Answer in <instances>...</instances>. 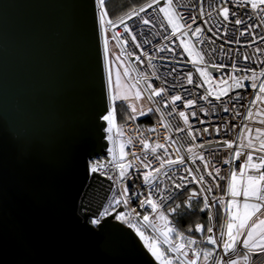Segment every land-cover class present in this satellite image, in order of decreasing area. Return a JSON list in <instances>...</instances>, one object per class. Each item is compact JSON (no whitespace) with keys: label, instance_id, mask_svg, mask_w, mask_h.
<instances>
[{"label":"water","instance_id":"95a60500","mask_svg":"<svg viewBox=\"0 0 264 264\" xmlns=\"http://www.w3.org/2000/svg\"><path fill=\"white\" fill-rule=\"evenodd\" d=\"M109 108L97 0H0V264H159L79 211Z\"/></svg>","mask_w":264,"mask_h":264},{"label":"built area","instance_id":"2783aa9c","mask_svg":"<svg viewBox=\"0 0 264 264\" xmlns=\"http://www.w3.org/2000/svg\"><path fill=\"white\" fill-rule=\"evenodd\" d=\"M161 2L163 5L164 0H161ZM235 2L236 0H232V3L228 6L238 13L239 18L245 20V24L236 26L234 23H227V35H224V24L221 23L222 17H219L215 11L219 5V0H179L181 7H179L178 10L183 13L184 16L182 23L191 24L193 29L197 26H201L204 29L200 34V39L204 40L203 44L198 42L197 37L191 36V33H189L188 37L192 40L193 44H195L197 50H204L208 71L212 74L213 78L217 80L220 78L227 79L231 74L237 76L244 75L245 73L239 71L240 69L255 70L257 75L264 69V63H262V61H264V41L259 39L261 36H264V25L255 28L252 32H246L245 35L241 36L240 31L244 30L248 24L257 25L260 21L251 12L250 8H234L233 4ZM142 6L133 8L132 10L135 9L138 11ZM156 7L157 6L154 5L153 8L146 9V11L140 13L139 16L133 15L131 19L125 20V23L132 30V34L136 35V42L141 44V48L135 46V43L131 40V35L124 33L123 25L115 29L109 26L105 28L110 36L113 31H116L122 34L124 40L128 41L126 46H118L116 41L113 42L116 44L119 56L121 60L126 63L125 67L130 73L129 77L126 78L127 84L130 86L136 84L137 80L140 81L135 89L137 91L139 90L146 97L150 104V110L147 113L130 115L129 120L119 128V131L123 133L120 136H117L114 129L111 133L108 132L107 129L109 125L102 118L104 122L102 131L106 141V155L88 161V177L78 203L80 213L87 217L88 223L92 227L98 226L104 219L113 216V220L119 222L123 226L131 230L140 229L145 235L152 238H159V234L146 225L142 219L144 215L151 214V208L147 205L141 207L139 201L148 195V186L143 183L141 173L159 168L160 160L157 159V157H161L164 160L169 158L176 159V149L179 148V155L183 156L185 160L182 165L166 166L161 170V173L157 175V180L154 181V183H159L162 189H166L164 195L171 196V199H169L161 209L166 214H169V208L175 207L178 203L181 204V208H186L184 207V202L187 199L189 191L193 189L199 190L201 187L196 183H188L183 189L174 188L173 180L177 183H184L179 177L188 176L185 169H191L192 175L197 177L204 175L205 186L213 188V191L207 194L209 203H213L214 199L221 197L227 201L231 199L225 191L227 180L218 179L214 182L204 170V163L202 161L196 159L195 163L192 162L194 155L202 154L206 160H211L212 164L215 165V169L220 170L221 176L227 177L233 170L239 171V166L243 164L247 153L251 151V149L246 147L249 138L252 139L253 145L259 148L260 140L256 138L255 130L259 128L264 131V123H261V121H264V102L258 101L255 105L252 104L256 91L251 89L250 81H244L246 85L245 88L231 91L228 96L222 97V101H216L210 97L213 104L216 105L215 113L211 111L210 106L205 101L200 99V96L204 94V88L197 89L194 85L188 84L184 74L192 72L193 79L196 83H200L202 78L196 72V68L188 62L189 60L186 54L183 53V49L177 47L179 44L177 37H172L169 41L164 40L163 37L165 35H170L171 28L169 27L167 31L160 28L158 20L163 19V14H159V16L154 15V9ZM201 9H203L204 12L203 16L200 15ZM132 10L129 13H131ZM97 13L99 21V3H97ZM209 13H211V15H209ZM249 15L252 16L250 20L248 19ZM193 16L196 17V23L192 22ZM142 18H149L152 22L145 25L142 23ZM234 19L235 18L230 17V20ZM208 28H212V31H208ZM253 36L256 37L255 40H253ZM145 41H150V43H145ZM212 41H214V43H212ZM161 47L174 48L175 52L158 51ZM257 48L261 49L259 53L256 51ZM212 49H215V51H211ZM128 53H132L133 55L129 56ZM143 53H147V56L143 55ZM246 55L250 57L247 61L244 59ZM135 56H140L143 63L136 61ZM150 57L153 58L151 60V65L148 63ZM212 63L222 64L225 65V67L217 70L210 66ZM234 63L237 69L235 72L232 67ZM204 66L205 65H201V67ZM173 69H175V71H173ZM210 69H213L214 72H211ZM247 75L251 76V72L249 71ZM145 76H147L146 81L143 78ZM149 83L154 89H167V94L152 96L151 99H149L151 90L146 88V85ZM257 83H259V80H257ZM205 87H207V85ZM237 94H239V99L229 98H234ZM174 95H181L183 100L194 99L196 100V104L191 108H185L182 100L177 101L175 106L169 102L168 106L165 107V101ZM221 105L227 106L229 111L224 112ZM173 107H175L176 111L173 115H168L169 112H172ZM201 108L206 109L208 114L205 115L204 112H201ZM157 109H159V111H157ZM250 109L252 116L249 119L247 117ZM111 110L112 108L110 106L109 111ZM179 111H185L188 115L192 131L196 135L195 141L188 137V128L178 116L177 113ZM192 112H196L195 117L191 115ZM237 113L239 114L237 115ZM149 114L155 116V122L141 125L140 120ZM201 121H204V123H201ZM165 125L169 126L165 127ZM205 127L209 129L208 133H203ZM217 127L220 128L218 135L215 131ZM178 128H184L185 130L180 132L177 131ZM248 129H251L250 134ZM109 135L113 137L112 140L108 139ZM129 140L131 143H128ZM225 140L235 142L234 147L232 149L225 147L223 145V141ZM141 141H146L148 143V149L144 148ZM173 141H175V143H173ZM121 143L124 144V150L127 153L125 162L131 161L133 163V167L128 170L123 180H120L118 177V170L115 167L114 159V155L116 158L119 156V145ZM201 143L205 144L203 149L196 147L194 148V153L187 152V149L192 147L193 144L199 145ZM158 144L164 145L167 148V155L165 154L164 148H157L155 153L151 151V149ZM241 144H244L245 147L239 148ZM110 149L112 150L111 152L109 151ZM238 149L245 153V157L233 159V153ZM132 153L140 157V160H136ZM261 154L262 153L258 151L253 152L254 157ZM225 159H228L230 163L224 164L223 161ZM145 163L150 164L151 168L145 169L143 167ZM93 165H97L98 171L92 172L91 169ZM101 165L103 166L101 167ZM215 169L209 167L208 170L213 171L215 174ZM165 172L167 175L164 174ZM110 176L113 178L110 179ZM189 179H191V177H189ZM217 182L220 184L219 188L215 187V183ZM125 186L128 187L129 203L127 205L123 203L124 197L121 196V192ZM137 193L141 195L137 196ZM115 199H120L121 203L115 204ZM154 199H157L158 203H162L155 193ZM199 201L203 203L202 199ZM216 208L223 214L221 225L225 224L226 213L219 204L211 210V214L214 217V221L211 222V226L214 229L213 235L218 236L221 225L217 227L215 222ZM105 211L109 214L105 215ZM117 215L123 216L124 219H117ZM156 215L158 214H151L152 222L157 226H162V222L156 219ZM173 216L174 213L169 214V219L172 222L171 226L178 229ZM95 219H99L100 223L92 224L91 221ZM195 226L196 224L192 228V232H183L185 237L197 239L198 243L193 247H198L200 249L211 248L212 246L208 245L204 239L208 235L206 228L209 226V223L205 225L203 234L195 232ZM172 236L175 238V233H173ZM159 240L161 248H167L166 245H163L162 238H159ZM239 253L243 254V256L245 254L249 255L250 259L246 261V264H264V256L253 255L240 246H238V250L235 254L230 253L229 256L224 257V260L227 261L230 258H235ZM221 255L222 251L218 249L212 261L213 259H219ZM191 256L192 253L189 251V258H191Z\"/></svg>","mask_w":264,"mask_h":264},{"label":"snow or ice","instance_id":"6c2138e0","mask_svg":"<svg viewBox=\"0 0 264 264\" xmlns=\"http://www.w3.org/2000/svg\"><path fill=\"white\" fill-rule=\"evenodd\" d=\"M100 6V15L99 21L101 26V31L104 33V54L106 61L109 57V37L106 34L105 28L109 26L113 29L117 28L120 25H123L124 33H128L131 35V40L135 43L137 48H141V44L136 42V35L132 34V30L125 23L126 19H131L133 15L139 16L140 13H144L146 9L153 8L154 5L157 7L154 9V15L159 16V14H163V19L158 20L159 26L161 29L167 31V29L171 28L170 35H165L163 38L166 41L172 39V37H177L179 40V44L177 47L183 49V53L187 54L189 57V63H191L195 68L196 72L202 78L200 83H196L193 79V73L188 72L184 74L186 81L190 85H194L195 88H204V94L200 96V99L205 101L211 108V111L215 113L216 105L213 104L212 99L216 101H222V97L228 96L229 93L235 89H243L246 87L244 81H250L251 89L256 91V95L252 104L255 105L258 101L264 102V69L259 72L250 69H240L239 71L244 72L245 74L242 76H237L235 74H231L227 79L220 78L219 80L214 79L212 74L208 71V65L205 62V53L204 50H197L195 44H193L191 39H185V37L191 36L197 37L198 42L203 44L204 40L200 39V34L204 31L201 26H197L194 29L191 24H184L182 21L184 20L183 13H181L178 8L181 7L179 4V0H164L163 6H160L161 0H150V2L146 3L144 6L140 7L139 10H132L131 13L126 14L123 17H120L118 21H114L108 18V11L105 7V0H98ZM232 3V0H219V5L217 9H215L217 15L222 17L221 23L224 24V35H227V23H234L236 26H240L245 24V20L238 17V13L233 11L228 6ZM234 8H250L251 12L259 19L260 23L257 25L248 24L244 30L240 31V35H245L246 32H252L255 28L264 25V0H236L233 4ZM201 16L204 15L203 9H201ZM211 15V13H209ZM230 17L235 18L234 20H230ZM248 19H252V16L249 15ZM152 21L149 18H142V23L145 25L150 24ZM192 22L196 23V17H192ZM207 23V22H206ZM208 31H212V28H208ZM179 34V35H177ZM110 39L112 41H116L118 46H126L128 41L123 39L121 33L113 31ZM256 37L253 36V40ZM264 41V36L259 38ZM145 43H150V41H145ZM214 43V41H212ZM238 43V41H237ZM158 51H169L175 52L174 48L161 47ZM211 51H215L212 49ZM256 51L259 53L261 49L257 48ZM129 56L133 55L132 53H128ZM143 55L147 56V53H143ZM117 60H120L121 57L117 56ZM136 61L143 63L140 56H135ZM153 58L150 57L148 60L149 65H151V60ZM244 59L247 61L250 59L247 55L244 56ZM264 63V61H262ZM198 65H205L204 67H199ZM212 68L219 70L220 68L225 67L222 64L212 63L210 65ZM234 72L237 70L235 63L232 65ZM175 71V69H173ZM251 72V76L247 75L248 72ZM130 73L128 69L125 67L123 73L117 72L116 74V88H120L121 79L129 77ZM144 80H147V76L143 77ZM259 80V83H257ZM139 80L136 81V84L130 85V88H135L139 84ZM207 85V87H205ZM108 87L110 92H113V78H112V68L111 62L109 61L108 68ZM147 89L151 90V94L149 99L152 96H161V94H167V89L159 88L154 89L152 85L149 83L146 85ZM136 97L139 98L141 96V92L138 90L135 93ZM230 99H239V94L236 97H229ZM113 104L117 100V94L113 93L110 96ZM120 99H127V95L121 96ZM183 97L181 95H174L165 101V107L168 106L169 102L175 106L177 101H182ZM183 104L185 108H191L196 104V100L187 99L183 100ZM223 111L228 112L229 108L227 106H223ZM159 111V109H157ZM176 111L175 107H173L172 112H169L168 115H173ZM201 112H204L205 115L208 114L207 110L204 108L200 109ZM178 116L183 120V123L188 128L187 135L193 141L196 140V135L193 133L191 125L189 123L188 115L185 111H179ZM239 113H237L238 115ZM191 115L193 117L196 116V112H192ZM252 112L249 110L248 117L251 118ZM103 120L106 121L109 125L108 132H112L116 127V108L115 106L111 111L108 112L107 115H104ZM204 123V121H201ZM264 123V121H261ZM169 125H165L168 127ZM247 127V126H245ZM184 128H178L177 131H184ZM209 129L205 127L203 129V133H208ZM217 135L220 132V128L217 127L215 129ZM256 138L260 140L259 148H256L253 145V141L251 138L248 139L246 147L251 149L245 157V153L241 150H236L233 153V159L244 158L243 164L239 166V171L233 170L229 176H221L220 170L215 169V165L212 164L211 160H206L202 154L194 155L193 163H195L196 159H199L204 163V170L207 172V175L212 178L215 182L219 180H227L226 185V193L231 197L230 200L225 201L222 197L214 199L213 203H209L208 193L213 191V188L205 186V177L204 175L194 176L192 175L191 169H185L188 173V176H180L179 179L184 183H177L173 180V186L175 189H183L187 186L188 183H196L201 187L199 190L193 189L189 191L186 201L184 202V207L187 209H191L193 207V201H198L202 199L203 206L199 209L201 212L208 210V221L209 226L206 228V232L208 235L204 238L205 242L208 245H211V248L200 249L198 247H193L197 245L198 241L192 237H185V234L178 229L171 226L172 222L169 219V214L176 213L180 208L181 204H176L175 207L169 208L168 213L166 214L161 209L164 204L171 199V196L164 195L166 189H162L159 183H154L157 180V175L161 173V170L166 166L171 167L173 165H182L185 160L183 156L179 155L180 149L177 148V157L176 159H167L164 160L161 157H157L160 160V167L151 169L150 171H145L141 173L143 183L148 186V195L145 196L144 199L140 200V206L143 207L147 205L151 208V214L156 215V219L162 222V226H157L152 222V216L144 215L143 222L152 228V230L159 234V238H162L163 245H166L167 248H161L159 238H152L150 236L145 235L143 231L137 229L138 234L141 239L144 240L145 245L148 247L152 256L156 258L160 264H201V257L203 259V264H210L212 258L216 255L217 250L222 251V255L219 259H215L213 264H239V261L243 259L244 261H249L250 257L248 254H245L243 257L236 256L235 258H230L227 261L224 260V257L229 256V254H235L238 250V246L242 247L247 252L252 253L256 256H264V131L261 129H256ZM249 134L251 133V129H248ZM117 136L122 135L123 133L117 131ZM243 135V134H242ZM109 140H112L113 137L109 135ZM128 143H131L129 140ZM144 145L145 149H148L149 145L146 141H141ZM175 143V141H173ZM235 142H229L227 140L223 141V145L228 149H232L234 147ZM124 144L121 143L119 145V156L115 157V167L118 170V177L120 180H123L128 173V170L133 167V163L131 161L125 162L127 153L124 150ZM199 147L203 149L205 144L201 143L199 145L193 144L192 147L187 149L188 153H194V148ZM245 147L244 144H241L239 148ZM157 148H164L165 154L167 155V148L164 145H156V147L152 148L151 151L153 153L156 152ZM112 151L111 149L109 150ZM262 153L259 156L254 157L253 152ZM132 155L136 158V160H140V157L136 156L135 153ZM224 164H229L230 161L225 159L223 161ZM103 165H101L102 167ZM145 169H150V164H143ZM209 167L215 169V174L213 171H209ZM92 172L98 171L97 165L92 166ZM167 175V173H164ZM191 177V179H189ZM112 179L113 177H109ZM215 187L219 188L220 184L215 183ZM154 193L159 198V201L162 203H158L157 199H154ZM141 195L137 193V196ZM121 196L124 197L123 203L128 204V187L125 186L123 191L121 192ZM115 204H120V199L114 200ZM219 204L224 212L226 213L225 224L221 225V230L217 235H213L214 229L211 226V222L214 221V217L211 214V210ZM105 215L109 213L105 211ZM117 219H124L123 216L117 215ZM92 224H99L100 220L95 219L91 221ZM132 226V225H130ZM205 231V225L196 224L195 232L203 234ZM188 232H192V229L189 228ZM175 233V238H173L172 234ZM189 251H191L192 256L189 258ZM174 254V255H169Z\"/></svg>","mask_w":264,"mask_h":264},{"label":"trees","instance_id":"16d2710c","mask_svg":"<svg viewBox=\"0 0 264 264\" xmlns=\"http://www.w3.org/2000/svg\"><path fill=\"white\" fill-rule=\"evenodd\" d=\"M98 2V0H97ZM150 2V0H105V7L108 11V18L117 21L120 17H123L129 13L133 8L139 7L143 4ZM116 108V124L119 126L126 123L130 118V110L124 101L115 102L112 104V108ZM155 122V116L149 114L140 120L141 125L151 124ZM203 206L201 201H193V207L191 209L180 208L174 213L173 219L177 223L178 230L181 232L189 233L188 229L193 228L195 224L202 223L208 225V212L205 210L201 212L199 209ZM223 214L218 208L215 209V222L218 225L222 224Z\"/></svg>","mask_w":264,"mask_h":264},{"label":"rangeland","instance_id":"374dc122","mask_svg":"<svg viewBox=\"0 0 264 264\" xmlns=\"http://www.w3.org/2000/svg\"><path fill=\"white\" fill-rule=\"evenodd\" d=\"M106 34L109 37V57H108L107 61L105 59V54H104V33H102L101 26H100V36H101V44H102V52H103V60H104V69H105V75H106L108 99H109L111 108H112L113 102L111 101L110 96L113 93H116L117 94V100L116 101L117 102L124 101V103L127 104L131 115L149 112L150 104H149L148 100L146 99V97L141 93V96L139 98H137L135 95L137 90L135 88L134 89L130 88V86L127 84L126 78L122 77L121 82H120L121 83L120 88H116V74L118 71L121 72V74L123 73V70L126 66V63L123 62L121 59L120 60L116 59V57L119 56L116 44L110 39V37H111L110 34L108 32H106ZM185 39H190V38L185 37ZM186 56H187V54H186ZM187 58L189 60L188 56H187ZM109 61L111 62V68H112L113 92H110L109 87H108ZM198 66L201 67V65H198ZM124 95H127V99H120V97L124 96ZM114 130H115V133H117V131H119V126L117 124H116V127L114 128ZM236 256L243 257V254L239 253ZM213 262H214V259L210 264H213ZM201 264H203V259H201ZM239 264H246V261L241 259L239 261Z\"/></svg>","mask_w":264,"mask_h":264},{"label":"bare ground","instance_id":"6f19581e","mask_svg":"<svg viewBox=\"0 0 264 264\" xmlns=\"http://www.w3.org/2000/svg\"><path fill=\"white\" fill-rule=\"evenodd\" d=\"M134 232V234L136 235V237L138 238V240L140 241V243L143 245V247L146 249V251L150 254V256L157 262L160 264L159 261L156 260V258L154 256H152L151 252L149 251L148 247L145 245L144 240L141 239L140 235L138 234L137 230H132Z\"/></svg>","mask_w":264,"mask_h":264},{"label":"crops","instance_id":"0c3cea01","mask_svg":"<svg viewBox=\"0 0 264 264\" xmlns=\"http://www.w3.org/2000/svg\"><path fill=\"white\" fill-rule=\"evenodd\" d=\"M221 225V224H220Z\"/></svg>","mask_w":264,"mask_h":264}]
</instances>
